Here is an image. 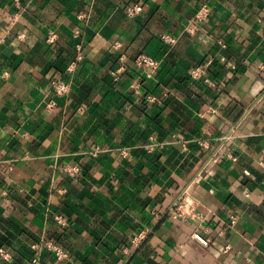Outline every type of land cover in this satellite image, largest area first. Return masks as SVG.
I'll return each mask as SVG.
<instances>
[{
  "label": "crops",
  "instance_id": "1",
  "mask_svg": "<svg viewBox=\"0 0 264 264\" xmlns=\"http://www.w3.org/2000/svg\"><path fill=\"white\" fill-rule=\"evenodd\" d=\"M182 198L195 217L173 218ZM0 248V264H264V0H0Z\"/></svg>",
  "mask_w": 264,
  "mask_h": 264
},
{
  "label": "built area",
  "instance_id": "2",
  "mask_svg": "<svg viewBox=\"0 0 264 264\" xmlns=\"http://www.w3.org/2000/svg\"><path fill=\"white\" fill-rule=\"evenodd\" d=\"M142 9V7L139 4H135L133 6H128L126 8V13L128 16H133L136 13H138L140 10ZM208 14V9L205 6H202L195 14V20L196 21H200L203 20L204 18H206ZM186 30L188 32H192V28H189V26L186 28ZM23 34H20L19 37H22ZM55 34L53 32H50L46 38L47 42H54L55 41ZM168 42H173L174 40L165 39ZM116 45H118L116 43ZM135 63L138 67L140 68H148L150 70H154L157 66V61L156 59H154L153 57L146 55V54H140L135 58ZM210 63V60H206L205 63L203 64V66H197L195 68H193L190 72V75L192 78L197 79L199 77H202L204 75V71H205V66L208 65ZM123 70V67L120 66L114 73V79L117 80L119 74L121 73V71ZM204 81L208 84L213 85L214 83L207 77H204ZM51 86H52V90L53 92L58 95V96H65L67 95V93L69 92V84L63 80H53L51 82ZM146 99L149 102H153L155 100L154 97L152 96H147ZM54 104L53 103H49L47 106L48 107H52ZM101 152V149L98 146L93 147L92 149L89 150V155L91 156H97V154ZM127 148L126 149H121L119 151V153L122 156H126L127 155ZM172 216L173 218H185V217H195V210H194V205L191 201H188L186 198H182L177 200V202L175 203V206L173 208L172 211ZM54 220L61 225L65 224V219L61 216V215H55L54 216ZM230 226H232L235 223V217L232 216L230 218ZM144 234V231L139 233V236L141 237ZM192 238L195 239L196 241H198L199 243L206 245L207 244V239L200 234L199 232H193L192 233ZM41 247L51 251L54 255V257L57 260H62L63 258H65L67 256L66 252L64 250H62V248L54 243L51 240H44L43 242H41ZM36 247V246H35ZM0 257H2L3 259L7 260L10 258V253L3 249L0 248Z\"/></svg>",
  "mask_w": 264,
  "mask_h": 264
}]
</instances>
